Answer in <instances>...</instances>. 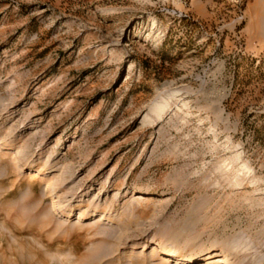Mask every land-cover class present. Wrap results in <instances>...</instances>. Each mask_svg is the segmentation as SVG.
I'll list each match as a JSON object with an SVG mask.
<instances>
[{"label": "rangeland", "instance_id": "obj_1", "mask_svg": "<svg viewBox=\"0 0 264 264\" xmlns=\"http://www.w3.org/2000/svg\"><path fill=\"white\" fill-rule=\"evenodd\" d=\"M0 264H264V0H0Z\"/></svg>", "mask_w": 264, "mask_h": 264}, {"label": "bare ground", "instance_id": "obj_2", "mask_svg": "<svg viewBox=\"0 0 264 264\" xmlns=\"http://www.w3.org/2000/svg\"><path fill=\"white\" fill-rule=\"evenodd\" d=\"M164 251H165V253L167 254V255H174V252L173 251H170V250H167V249H164ZM224 262H225V260H223ZM221 263H223V262H221Z\"/></svg>", "mask_w": 264, "mask_h": 264}]
</instances>
